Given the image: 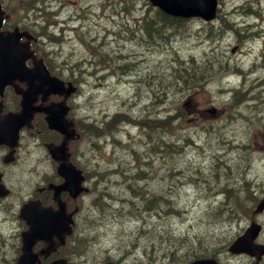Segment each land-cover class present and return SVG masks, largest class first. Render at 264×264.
Returning a JSON list of instances; mask_svg holds the SVG:
<instances>
[{
	"label": "rangeland",
	"instance_id": "rangeland-1",
	"mask_svg": "<svg viewBox=\"0 0 264 264\" xmlns=\"http://www.w3.org/2000/svg\"><path fill=\"white\" fill-rule=\"evenodd\" d=\"M5 1L9 9L22 15L27 0ZM42 1L46 13L51 12L50 6L57 9V19L47 14L66 29L59 42H45L46 50L54 67L77 81L72 118L80 139L69 145V152L71 161L87 176L90 188L77 202L76 234L86 240L77 253L70 254V260L76 264H105L110 256L119 264H185L205 247L221 264H264V260L231 255L225 249L249 220L217 221L209 210L221 196L220 189L248 184L250 178L255 185L245 197L264 195V16L245 18L249 24L260 26L254 31L255 38L245 31L222 34L213 30L203 36L210 25L199 19L184 20V33H179L176 44L172 43L175 48L162 50L133 33L146 32L147 23L143 27L145 21L140 22L142 16L156 13L145 0ZM250 2H259L264 15V0H220V13L229 20L236 18ZM48 16L40 27L47 26ZM46 30L51 33L52 26ZM53 34L58 36L60 31L54 29ZM153 34L149 32L148 37ZM191 56H210L206 67L196 68L197 74L209 76L207 82H201L197 74L192 75L194 80L171 81L177 79L173 78L174 71L183 68L179 59ZM96 61L106 71L126 67L135 78L127 82L107 78L100 85L95 75ZM218 62L229 64L228 70L217 72ZM166 78L170 80L168 86H164ZM191 96L182 124L181 118L167 111L181 107ZM8 104L15 105L12 96ZM211 107L217 108L215 115L206 112ZM118 113L128 115L134 124L124 118L107 128L105 120ZM84 124L88 132H84ZM97 125H105L98 137L92 135ZM173 129L192 137L173 139L167 135ZM40 134L36 139L26 133L16 162L5 167L4 180L12 193L0 199V264H14L21 252V232L26 224L19 217L20 206L38 188L58 177L54 176L57 164L42 144L47 138L57 137ZM164 144L177 153L164 157ZM167 173L177 177H168ZM97 196L104 202L103 212L117 207L122 208L120 214L145 206L168 208L171 201L173 206L169 217L164 212H150L131 219L119 215L100 219L94 206ZM258 220L263 225L258 241L264 243V214ZM164 231L180 235L181 242L165 243ZM183 241L186 243L181 245Z\"/></svg>",
	"mask_w": 264,
	"mask_h": 264
},
{
	"label": "water",
	"instance_id": "water-1",
	"mask_svg": "<svg viewBox=\"0 0 264 264\" xmlns=\"http://www.w3.org/2000/svg\"><path fill=\"white\" fill-rule=\"evenodd\" d=\"M154 6L159 7L166 14L189 18L200 17L207 21L215 17L217 11V0H149ZM15 35L9 34L5 40H7V46L5 43V52L3 56H0V93L6 85L11 84L14 79L26 75L24 67V56L20 49L13 43ZM37 76V73H35ZM38 77V76H37ZM27 81L30 85L29 90L25 93L22 105L24 112L19 114H9L0 121V143L5 142L11 146H15L19 137V129L25 121V114L27 110H32V105L28 101L31 95L37 93L39 86L36 83L33 76H27ZM51 88L54 92H61L64 83L58 79L51 80ZM75 87L70 83L69 92H74ZM50 126L52 128L60 129L66 132L63 128L62 122L57 115L52 111L49 116ZM67 137H73V133L67 134ZM67 139L64 140L59 151L62 153L61 157L64 159V150ZM55 150V149H54ZM53 149L52 153H55ZM56 157V156H55ZM57 158V157H56ZM59 172L66 177V182L63 185L56 187V198H59V193L64 189H69L73 194L79 192L76 187L75 181H81L79 172L76 171L71 164L61 163ZM9 193L8 190H4L3 196ZM39 203L29 202L24 205L21 216L27 220L29 230L25 231L23 236V254L18 259L17 264H35L38 259V255L33 253V246L39 239L46 240L49 245L41 251V253L48 255L55 248L53 236L57 235L58 238L63 241L65 234L72 233V218L71 215H67L65 209L60 207L59 210L53 211L49 209L39 208ZM264 210V200L258 206L257 211ZM261 227L253 223L243 235L238 237L230 246L229 251L232 253H248L252 256H256L258 259L264 255V245L256 244L254 240L258 236ZM52 264H68L66 260L59 259L53 261ZM190 264H218L215 259H198Z\"/></svg>",
	"mask_w": 264,
	"mask_h": 264
},
{
	"label": "bare ground",
	"instance_id": "bare-ground-1",
	"mask_svg": "<svg viewBox=\"0 0 264 264\" xmlns=\"http://www.w3.org/2000/svg\"><path fill=\"white\" fill-rule=\"evenodd\" d=\"M217 7H220V0H217ZM221 10L218 9L216 11L215 17L209 21L201 18H197V17H189L186 18L187 20H192V19H199L202 20V22L206 23V24H210L213 27V30H216L222 34H227V33H237V32H241V31H245L247 32V34H249L251 37L255 38L254 35V31L255 29H258L260 26L256 25V24H249L250 20L246 21L245 18L248 16H254L255 19H259L262 18L263 13H262V9L259 5V2H250L249 6H246L244 8H241L240 11H238V15L236 16V18L234 17L233 19H228V17L224 14V12L221 14L220 13ZM12 17H14L15 19H18V13L15 11L11 12ZM156 16L155 15H150L147 17V23H150L153 21H159V19H154L153 17ZM239 18L244 19V21H239ZM171 22L172 24H179V22L181 23V27L183 24V19L181 17H171ZM235 19V21L233 22V20ZM230 22H232L233 24L230 26ZM217 23V25H216ZM162 27L164 28V22L162 23ZM210 28V27H209ZM133 30V29H132ZM152 32V31H146V32H140L138 30H133L134 34H139V36L142 37V39L146 42L153 45V48L156 49H167L168 46H171V48H175V46L173 44H176L177 41V37H179V33L182 34L184 33L183 30H179V31H170V34L168 36H164V33L162 34V38L159 39L158 41H153L152 38L148 37V33ZM206 30L204 31L203 36L206 34ZM257 33V31L255 32ZM109 40V39H108ZM100 43V42H99ZM173 43V44H172ZM100 48L103 49L104 47L102 46V44H100ZM169 49V48H168ZM173 54H177L176 52H172ZM178 55V54H177ZM210 56H206L205 58H195L193 56L189 57V58H182L179 59L181 61H179L180 65L185 68L187 67V64H191L190 62L192 61H203V59L209 58ZM178 60V59H175ZM173 62V61H172ZM174 63V62H173ZM95 65H97V71L95 72V75H97L98 77H96L97 80H99L100 85H102V81L106 80L107 78H116L118 80H122L124 82H127L128 80H133L135 78V75L133 72L129 71L126 67L125 68H114L111 70H104L101 69L103 66L101 64V62H95ZM125 64L127 67H134V68H138L136 67L134 64L129 63H123ZM217 64V63H216ZM229 68V64H227L226 66L222 65L217 72L222 73L227 71ZM176 75V72L174 71V76ZM176 78V77H175ZM191 96L190 98H188L185 103L181 106V107H174L172 108V110L167 111L168 114H172L175 117H179L183 120L182 124L185 123L186 120V115H185V108H188V104L189 101L192 100ZM164 107H169L168 105L164 104ZM231 108L233 107L232 105L230 106ZM234 107L231 109L233 110ZM111 118H114V126H116V124L118 122H120L122 119H128L127 123L128 124H134L131 118H128V115L123 116L122 114L118 113L115 114L113 116H111ZM140 118V117H139ZM235 116L234 119L235 120ZM181 124V126H182ZM138 125H141V122L138 123ZM142 126V125H141ZM167 135L173 139H178V138H187L188 140L191 139L192 136L188 135V136H183L182 134L178 133L175 129L172 130L171 133H167ZM177 153L176 150H171L169 149L165 144H164V157L166 158H170L171 156L175 155ZM165 166V165H164ZM106 175V174H105ZM107 176V175H106ZM168 177H177V175L175 174H168ZM250 185H249V189L255 185V183H253V179L250 178ZM194 184V183H193ZM244 185H238L236 187L233 188H222L220 189V197L218 199H216L211 205H210V214L212 215V217L214 218V220H223L226 223H232V222H236V221H243L244 219L249 220V224L247 226H249L250 224L256 223V224H260L259 222V217L263 215L264 210L262 211H257L259 204L261 203V201L264 200V195L261 198L255 197L253 198V200H250V198H246V194L248 192L249 189H247V191L245 190ZM91 189L93 191V186H91ZM164 193L169 194L171 197L173 196L171 193H169L168 191H164ZM84 195L86 194V192L83 193ZM219 194H216L215 197H217ZM252 199V198H251ZM104 204V202H101L98 200V196L95 199V203L94 206L96 207L98 213H99V217L100 219H102L104 216L106 215H111V216H125V217H129L131 219L130 216H133V218H137L139 217V215H145L148 214L150 212H164L165 216H170L169 214V208L167 207H163V206H158V207H151V206H145V207H138L136 208L134 211L132 212H124V213H118V210L122 209L121 207H117L115 209H113L111 212H103L101 210V206ZM171 206H173L172 201H171ZM165 209V210H164ZM137 216V217H136ZM116 219V217H111ZM98 221H96L97 223L99 222V219H97ZM119 221V219H118ZM247 226L243 227L239 234L240 235L246 228ZM169 232L172 233V239H165L164 242L168 243L170 241H174V233L172 231H164V233ZM175 236H178L180 238H182L180 235L176 234ZM191 245V244H190ZM174 251H171V255L174 256ZM203 257L205 259H215L218 263L221 264L220 260L217 258V256L213 255L211 252H207L203 254Z\"/></svg>",
	"mask_w": 264,
	"mask_h": 264
},
{
	"label": "flooded vegetation",
	"instance_id": "flooded-vegetation-1",
	"mask_svg": "<svg viewBox=\"0 0 264 264\" xmlns=\"http://www.w3.org/2000/svg\"><path fill=\"white\" fill-rule=\"evenodd\" d=\"M0 3L2 4V7H3V5H5V1L4 0H0ZM3 9H4V7H3ZM56 15L57 14L54 11L53 12V16H56ZM2 20H3V22H2V31L11 30V28L15 27L16 23H17L16 22L17 20L14 19V17H12V15H9L6 10H5V13L3 15V19ZM56 23L57 22L54 21V24H56ZM52 25H53V22H52ZM21 27L22 28H19L21 31L27 30V31H29V32H31L33 34V38H31L29 41L27 40L26 37H23L21 39L22 43L28 42V46H25V48L31 50L33 52V54H34L36 59L43 58L44 63L47 66V68L50 71V73L52 75H57L58 71H57L56 67H54V63L52 62V59L50 57H48L46 55L45 51H43L41 49L43 44H42V42H40V37L38 36V33L35 32L30 26H21ZM26 65H27V67H32L33 66V59H28L26 61ZM20 87H22V89H25L26 84L20 82ZM11 90L13 92L12 88H11ZM43 96H44L43 94H39L38 95L37 102H36L37 105L39 104V105L47 106V105H49L52 102L65 101L66 103H68L71 106V110H72L71 102H72L73 98H64V96L51 94V95H48L45 99H43ZM15 97L17 98L16 102H17L18 110H20V99L21 98L16 96V95H15ZM4 113H5V110L1 113V115H3ZM70 117L71 116L68 114L67 118H70ZM32 124H33V126L31 128L24 127V129L22 130V135L23 136L26 133H28L31 136H33L34 138L38 139L39 136H41L40 133L43 132V134L48 133V134L53 135L55 137L60 136L62 138V135H60V134H58V133H56L54 131H51L52 133H50L49 131L46 130L47 123H46V114L44 112H36L34 114V118H33ZM8 150L9 149H8V147L6 145H1L0 146V170L4 174H5V165H4L5 160L1 156H2V151L3 152H7ZM16 154H18V151H17ZM54 182L60 183V182H62V179L61 178H55ZM38 190H39V193L37 194L38 196L35 195L36 196L35 199L39 198L41 201L42 200H47L48 197H50L52 199V197H53V192L52 191L49 192L48 189L46 190L45 187L44 188H38ZM62 197L66 200L67 203L70 202L68 194L63 193ZM33 198H34V195H33Z\"/></svg>",
	"mask_w": 264,
	"mask_h": 264
},
{
	"label": "trees",
	"instance_id": "trees-1",
	"mask_svg": "<svg viewBox=\"0 0 264 264\" xmlns=\"http://www.w3.org/2000/svg\"><path fill=\"white\" fill-rule=\"evenodd\" d=\"M30 7H33L32 5H30V4H28ZM171 17H169V16H166V15H163V14H161V13H157L156 14V16H154L153 17V20L154 19H159V21H153V23L152 22H150V23H147V31H152L154 34H153V37H152V40L153 41H158L159 39H161L162 38V34L164 33V36H168L169 34H170V31L171 30H173V31H179V30H184L183 29V27H184V23L182 24V27L180 26L181 25V23L179 22V24H177V25H175V24H172V22H171V19H170ZM164 22V28L162 27L163 25H162V23ZM184 22V21H183ZM210 25V24H209ZM211 31H213V27L210 25V28H207L206 29V32L208 33V32H211ZM184 32V31H183ZM210 58H206V59H203V61H200V62H197V61H191L190 63L191 64H187V67H185V68H182L181 70H175V72H176V75L173 77V78H177V79H173V80H171V81H173V82H179V80H186V79H188V80H194V77L192 76V75H196L197 74V70H196V68L197 67H199V66H201V67H206L207 65H208V61H210L209 60ZM222 65H224V66H226L227 65V63H225V64H223V63H217V64H215V69H216V71H218V69L222 66ZM200 78H201V82H207V78L209 77V76H207V77H204L205 76V74L203 73V72H199V74H197ZM169 81L170 80H168L167 78H166V80L164 81V86H168L169 85ZM186 113V112H185ZM115 124H114V118H111L108 122H107V124H106V127L107 128H113V127H115L114 126ZM99 132H100V130H99ZM96 134H98L97 132H96ZM249 183L248 184H246L245 186H244V188H245V190L247 191V189H249L248 187H249ZM249 193V192H248ZM248 193H247V196H248ZM250 200H253V198L251 199L250 198ZM168 208H171V204H169V206H168ZM165 210V209H164ZM173 237H174V240H177V241H179V242H181V239L182 238H180V237H178V236H175V235H173ZM172 239V233H169V232H166V233H164V240L166 239ZM167 243V242H166ZM184 243H186L185 241H183L182 243H181V245H183ZM208 251H205L204 253H207Z\"/></svg>",
	"mask_w": 264,
	"mask_h": 264
}]
</instances>
